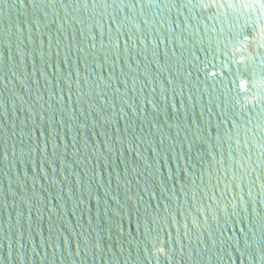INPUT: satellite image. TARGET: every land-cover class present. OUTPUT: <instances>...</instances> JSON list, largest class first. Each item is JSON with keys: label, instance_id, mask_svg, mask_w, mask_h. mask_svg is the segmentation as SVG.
Wrapping results in <instances>:
<instances>
[{"label": "water", "instance_id": "1", "mask_svg": "<svg viewBox=\"0 0 264 264\" xmlns=\"http://www.w3.org/2000/svg\"><path fill=\"white\" fill-rule=\"evenodd\" d=\"M0 264H264V0H0Z\"/></svg>", "mask_w": 264, "mask_h": 264}]
</instances>
